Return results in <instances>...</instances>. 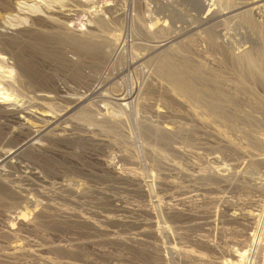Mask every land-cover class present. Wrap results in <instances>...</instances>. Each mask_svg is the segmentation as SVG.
Here are the masks:
<instances>
[{
	"label": "rangeland",
	"instance_id": "374dc122",
	"mask_svg": "<svg viewBox=\"0 0 264 264\" xmlns=\"http://www.w3.org/2000/svg\"><path fill=\"white\" fill-rule=\"evenodd\" d=\"M70 1L13 0L34 24L0 9L37 28L0 36V264H264V12Z\"/></svg>",
	"mask_w": 264,
	"mask_h": 264
},
{
	"label": "bare ground",
	"instance_id": "6f19581e",
	"mask_svg": "<svg viewBox=\"0 0 264 264\" xmlns=\"http://www.w3.org/2000/svg\"><path fill=\"white\" fill-rule=\"evenodd\" d=\"M68 1V0H67ZM72 1V3H83V1L82 0H71ZM70 1V2H71ZM190 1H192L193 3H198L199 1L198 0H190ZM66 1H64V3H65ZM59 3V2H58ZM66 3H68V2H66ZM206 3H208V2H206V0L204 1V0H202V2H201V4H202V6L204 7L205 6V4ZM38 3H34L33 4V7L31 8H28L29 10H31V12H28V11H26V9L23 7V8H20V7H17L16 5H15V3H13V0H0V9H2L3 11H8V13L10 14V15H12V13L14 12V11H16V15L17 16H19V15H24L25 17H27V19L29 18L30 20H31V22H32V24H34V20H35V17H34V14H33V12L35 13V11L37 12L38 11V13H40V12H42V9L40 10V5H37ZM209 4V3H208ZM34 5H36V6H34ZM66 5V4H65ZM240 9H242V10H244V11H246V13L247 12H249L253 17H262L263 15V12H264V0H245L244 2H242V3H238V5L237 6H235V7H233L232 9H230V10H228L227 11V15L229 14L230 16L234 13V12H236V11H238V10H240ZM64 9H60V10H56V9H54V11L55 12H59V16L61 17V18H64V17H66V16H68V14H63L61 11H63ZM40 11V12H39ZM45 13H47L48 15L49 14H51V13H53L54 11H52L51 9H44L43 10ZM37 13V14H38ZM36 14V13H35ZM53 14H55V13H53ZM249 15V14H248ZM221 15L219 14V16H218V18H217V20L218 21H221L220 19H221ZM17 18V17H16ZM28 21V20H27ZM58 21V20H57ZM56 21V22H57ZM24 23L26 22V21H23ZM22 22V23H23ZM55 22V23H56ZM26 24V23H25ZM25 24H23L22 26H16V27H10V26H7V25H5L4 23H0V25H1V27H3V28H1L0 27V36L1 37H9V38H14V39H16V40H18L17 38H19L20 40H23V38H31L32 36H31V34L30 33H32V32H36L37 31V28H34V27H26L25 26ZM31 24V25H32ZM57 25H59V28H63V26L61 25V24H57ZM34 26V25H33ZM51 27V26H50ZM54 27H56L55 25H54ZM216 28V27H215ZM263 28V27H262ZM216 30V29H215ZM59 31H60V29H59ZM264 31V30H263ZM32 34H36V33H32ZM61 34H63V33H61ZM217 34V33H216ZM21 35H22V37H21ZM118 35V34H117ZM66 37H68V36H66ZM77 37V36H76ZM218 37V36H217ZM70 38V37H69ZM74 38V37H73ZM72 38V39H73ZM78 38V37H77ZM172 38L174 39L175 37L174 36H172ZM62 39V38H61ZM65 39V38H64ZM76 39V38H75ZM25 40V39H24ZM27 40V39H26ZM31 40V39H30ZM78 40H80L79 38H78ZM77 40V41H78ZM105 39H103V41H104ZM170 40H172V39H170ZM169 40V38H167V39H165V40H163V41H161V43L162 44H154L155 46H164L166 43H168V41H170ZM215 40V39H214ZM28 41V40H27ZM26 41V42H27ZM40 41V40H39ZM63 41V40H62ZM69 41V40H68ZM124 41H125V39H124ZM38 42V41H37ZM83 42H85L84 40H83ZM0 43H1V41H0ZM25 43V42H24ZM93 43V42H92ZM99 43V42H98ZM87 44V43H86ZM86 44H82V46H85ZM102 44H103V42H102ZM105 44V43H104ZM126 44V43H125ZM24 45V44H23ZM90 45V44H89ZM88 45V46H89ZM97 45V44H96ZM121 45V44H120ZM123 45V44H122ZM91 46V45H90ZM103 46V45H102ZM117 47V46H116ZM151 47H152V45H151ZM115 48V47H114ZM99 49H101V48H99ZM98 49V50H99ZM116 49V48H115ZM152 49H153V47H152ZM7 51H9V48H8V45L6 44V43H1L0 44V53H6ZM101 51V50H100ZM102 53H100V52H98V53H100V58H101V56H103L104 55V50L102 49V51H101ZM95 53H97V51L95 52ZM113 53H116V51H114ZM95 55V54H94ZM97 55V54H96ZM98 57V56H97ZM250 57V56H249ZM252 57V59H254V57L253 56H251ZM0 58H4V59H7V57L5 56V55H3L2 57H0ZM99 58V59H100ZM102 59V58H101ZM251 59V58H250ZM249 59V60H250ZM256 60V59H255ZM251 61V60H250ZM254 61V60H253ZM98 62V61H97ZM4 63L5 62H3L1 59H0V66H4ZM163 63V62H162ZM256 64V63H255ZM165 65V64H164ZM160 66V65H159ZM177 66V65H176ZM162 67H164V66H162ZM161 67V68H162ZM175 67V66H174ZM186 67V66H185ZM264 67V66H263ZM169 68V67H168ZM176 68H178V67H176ZM170 69V68H169ZM171 72H172V70H170ZM169 71V72H170ZM178 71V70H177ZM168 74H170V73H168ZM172 74H173V72H172ZM179 74V73H178ZM184 74V73H183ZM187 74V73H186ZM173 76H176V73L175 74H173ZM19 78V77H18ZM178 78H180V77H178ZM187 81V80H186ZM188 82V81H187ZM7 85H9V87H10V83H7ZM187 85V84H186ZM131 91V92H130ZM134 95V91H133V88L132 87H130V88H128L127 89V91L123 94V96L121 95V97H116L115 99H118V100H120V99H127V98H131L132 96ZM15 97H13V92H11L10 90H9V88H7L5 85H1L0 84V103H10L13 99H14ZM27 108V107H26ZM6 111V107H4V106H0V112H5ZM31 112L32 111H27L26 113H28V114H31ZM45 113V112H44ZM44 113H41V115H50L49 113L48 114H44ZM66 113H68V112H66ZM65 113V114H66ZM42 120V119H41ZM36 142H32V143H30V141H26L24 144H23V146L21 145V146H18V147H16L15 149H12V150H10L9 151V153L3 158V159H5V158H8V156L9 155H12V157L14 156V155H18L19 153H23L22 151L26 148V146H24V145H33V144H35ZM174 201H176V202H184L185 200L184 199H181V198H176ZM259 240H261V237L259 236V237H255V239H254V243L256 244V246L257 247H259V244H258V241ZM206 243V244H205ZM203 244V243H202ZM204 244L206 245V247H207V250L208 249H214L211 245H212V243L210 244V242H204ZM214 245V244H213ZM148 247V246H147ZM134 248V247H133ZM135 248H136V250H137V252L138 251H141V247H140V245H136L135 246ZM134 248V249H135ZM147 250H150V247H148V249ZM214 252V251H213ZM239 253V256H240V258L238 259H228V264H243L242 263V258H243V260L246 258V257H248L249 255L250 256H253V253H254V250H252V249H247V250H242V251H240V252H238ZM175 255L176 254H173L171 257H175ZM188 261H184V264H189V263H187ZM166 264V263H165ZM194 264V263H193ZM196 264V263H195ZM198 264H208V261L207 260H202L201 262H199Z\"/></svg>",
	"mask_w": 264,
	"mask_h": 264
},
{
	"label": "built area",
	"instance_id": "2783aa9c",
	"mask_svg": "<svg viewBox=\"0 0 264 264\" xmlns=\"http://www.w3.org/2000/svg\"><path fill=\"white\" fill-rule=\"evenodd\" d=\"M246 264H258L257 261H256V257L254 259V257L252 258L251 262L247 259L246 260Z\"/></svg>",
	"mask_w": 264,
	"mask_h": 264
}]
</instances>
